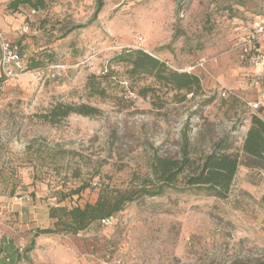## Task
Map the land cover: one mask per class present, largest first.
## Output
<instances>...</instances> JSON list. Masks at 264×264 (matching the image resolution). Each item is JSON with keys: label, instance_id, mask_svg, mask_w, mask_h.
I'll list each match as a JSON object with an SVG mask.
<instances>
[{"label": "rangeland", "instance_id": "obj_1", "mask_svg": "<svg viewBox=\"0 0 264 264\" xmlns=\"http://www.w3.org/2000/svg\"><path fill=\"white\" fill-rule=\"evenodd\" d=\"M12 1L0 0V31L43 72L0 87V264H264V171L246 166L241 151L253 113L264 120V110L249 106L262 100L264 80L254 84L238 49L264 19V0H105L97 17V0L17 10ZM125 48L196 73L202 91H170L148 77L133 85L113 64L109 96L90 97V76L108 72ZM52 66H61L58 78ZM143 86L157 91L142 97ZM59 103L101 113L46 122ZM185 136L195 158L224 138L240 155L227 199L169 189L77 235L40 232L55 228L52 207H83L102 191L138 187L155 156L181 157ZM84 183L91 187L63 199L61 191Z\"/></svg>", "mask_w": 264, "mask_h": 264}, {"label": "trees", "instance_id": "obj_2", "mask_svg": "<svg viewBox=\"0 0 264 264\" xmlns=\"http://www.w3.org/2000/svg\"><path fill=\"white\" fill-rule=\"evenodd\" d=\"M44 1L13 0L10 8L17 10L19 6L30 5L35 9H40ZM243 1L238 0V3L244 4ZM97 5L95 17L102 11L105 0H97ZM23 62L27 72L42 70L43 64L39 60H32L29 63L23 59ZM113 64L123 65L125 73L133 85L141 78L148 77L159 87L170 91L186 92L194 96L203 89L202 79L196 73L174 70L165 61L143 49L125 48L110 60L108 72L101 76L94 74L90 76L86 85L90 97L105 99L109 96L108 88L115 80L114 72L111 69ZM8 79L10 78L0 73V87ZM156 89L157 87L154 86H143L139 89L138 95L147 97L150 93L155 94ZM100 113L98 108L88 104L59 103L43 118L48 123L57 124L72 114L92 117ZM230 149L231 143L227 138H224L215 143L208 154L195 158L191 139L185 136L181 157L155 156L151 163V176L143 179L138 187L116 190L115 194L102 191L95 203H86L83 207L76 206L70 210L66 207H52L50 218L57 220L55 228L40 232L45 234L64 232L77 235L89 229L94 223H104L105 220L112 219L122 211L127 203L143 197L163 196L169 189L189 190L222 200L227 199L241 165L240 155L229 153ZM241 151L246 157V166L264 171V120L257 113H253L251 117V125ZM179 183H182L183 186L179 187ZM89 187L91 184L84 183L67 194L62 191L60 194L64 195V199L68 195H78ZM262 200L264 202V197Z\"/></svg>", "mask_w": 264, "mask_h": 264}, {"label": "built area", "instance_id": "obj_3", "mask_svg": "<svg viewBox=\"0 0 264 264\" xmlns=\"http://www.w3.org/2000/svg\"><path fill=\"white\" fill-rule=\"evenodd\" d=\"M264 42V19L254 22L246 37L240 38L238 49L241 52L242 63L250 65L254 69L253 82L259 85L264 80V50L262 48ZM200 67L204 63L198 64ZM52 77L58 78L61 66H52ZM56 69V70H55ZM43 70L32 72L34 75L40 76ZM0 73L7 77H19L29 74L24 67L23 58L19 46L14 45L5 33L0 31ZM31 73V74H32ZM225 95V93H224ZM250 108L254 111L264 110V96L261 101L249 103ZM109 220H105L104 223Z\"/></svg>", "mask_w": 264, "mask_h": 264}]
</instances>
